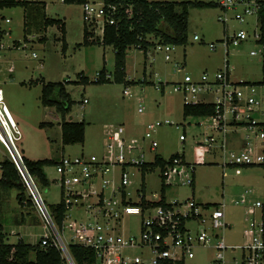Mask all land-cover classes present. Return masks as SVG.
<instances>
[{"label":"rangeland","instance_id":"obj_1","mask_svg":"<svg viewBox=\"0 0 264 264\" xmlns=\"http://www.w3.org/2000/svg\"><path fill=\"white\" fill-rule=\"evenodd\" d=\"M42 1L47 4L46 13L49 17L61 18L66 23V51H63V42L60 40L63 34L58 25H54L46 36L43 29H34L32 40L24 41L22 8L0 10V40L4 42L3 48L0 49V87L22 131V139L18 141L22 154L32 160L49 158L55 161L63 155L76 157L81 153L102 157L107 153L109 136L115 126L125 124L124 126L128 127L136 124V134H129L127 128L124 133L128 143L132 139L138 140V148L133 149L129 156L152 161L158 152H162L165 158L184 153L187 160L195 166V183H184L180 181L179 176L171 178L174 184L167 190L168 201L183 202V210H186V202L193 197L200 204L211 203L218 206L225 203V219L230 224L222 232L230 245L225 250L226 264H241L243 251L239 246L251 239L249 230L255 224L264 222V164H231L230 153L251 149L253 156L264 154V138L261 136L264 130V101L257 109L261 113L259 121L263 123L237 127L249 144L237 148L229 146L225 152L222 141L223 135L227 133L216 129L212 118H185L183 105L186 100L174 90V86L176 82L184 80L186 75L199 78L204 72H208L213 77L223 67L226 59H230L233 81H261L264 78L262 57L260 54H251L252 50L262 48V43L255 41L252 34L257 18L251 17L243 22L232 18L225 23L219 19V14L223 11L220 6L190 7L187 43H171L174 49L170 51L172 59L168 61L165 58L166 44L159 42L160 37L149 34L147 37L153 45L149 47L147 58L143 51L135 46L128 49L127 76L135 82L125 85L114 80L113 46L98 42L83 44L86 22L84 4L66 3L63 0ZM7 17L12 19V23L5 21ZM226 28L229 34L243 28L249 31L251 37L241 45L227 47L223 40L226 38ZM90 29L95 30L94 34L101 37L99 28ZM195 34H198L201 40H196ZM41 37H47V42H43ZM211 42L216 43L215 49L210 47ZM104 68L110 75V81L95 82L97 73ZM81 73L88 77V82L81 79ZM66 80L69 81L66 84L67 90L75 103L65 119L86 122L84 143L64 145L61 113L56 107L42 103L44 82ZM162 83L164 91L161 88ZM261 87L259 86L260 89ZM126 88L131 95L124 92ZM258 91V96L261 97L263 91ZM84 98H88L89 102L83 103ZM197 99L210 102L214 100L200 93L195 97L190 95L187 101L195 102ZM141 107L143 111H140ZM149 122L156 125L161 122L152 131V138L158 141L156 149L151 148V139L143 138L148 131ZM235 128L231 127L229 133ZM181 135H184L185 139H181ZM211 136L215 137V141L210 146L208 143ZM201 151H205V155H201ZM13 158L11 149L0 139V162ZM119 166H116L114 174L118 172ZM191 166H187L189 173L192 171ZM128 169L133 172V182L127 186V190L132 193L134 201L140 199L138 189L142 190L143 182L147 198L159 199L157 197H160L162 183L160 167L149 171L145 178L137 166L130 165ZM45 171L50 185H39L40 191L47 205L57 204L62 198L60 181L57 180L60 174L56 164L46 166ZM183 178L187 181V177ZM17 194L16 189H0V221L7 232V241L16 243L22 238L36 244L41 238L55 240V232L32 187L28 186L26 190V196L33 201L31 205L19 203ZM243 198L246 199L245 202H242ZM257 201H260L262 206L256 205ZM70 212L72 216L86 215V211L80 207H75ZM140 219L141 215H127L124 218L125 235L139 232ZM188 226L194 227L195 221L188 220ZM63 237L69 241L68 234L63 233ZM217 240L213 237L210 243L196 244L193 247L194 257H186L185 261L179 264H213L217 255ZM127 254L130 257L142 255L149 260L151 252L148 248H134L127 250ZM32 259H35L34 254ZM73 261L67 257L65 264H74Z\"/></svg>","mask_w":264,"mask_h":264},{"label":"built area","instance_id":"obj_2","mask_svg":"<svg viewBox=\"0 0 264 264\" xmlns=\"http://www.w3.org/2000/svg\"><path fill=\"white\" fill-rule=\"evenodd\" d=\"M218 4L223 10L219 14V19L225 23H228L232 18L239 22L251 17L257 18L252 34L255 41L262 43V48L252 50L251 54L261 55L264 74V42L260 19V12L264 9V0H220ZM115 9V7H107L104 2L89 1L84 4L85 20L94 29L99 28L101 37H103L106 23H114L112 12ZM5 21L11 23L12 19L7 17ZM226 32V38L223 40L227 47L241 45L251 37L249 31L243 28L233 34H229V30L226 28ZM98 36L100 35L98 34ZM194 38L201 40L198 34H195ZM3 46L4 42L0 40V49ZM210 47L215 49L217 45L215 42H211ZM173 49L174 45L166 44V60L172 59L170 51ZM33 55L36 56L35 53ZM228 56L229 51L227 52ZM99 77L98 72L96 80ZM162 84L161 88L164 91V83ZM244 88L246 89L244 90ZM258 89V84L246 81L237 82L231 79L230 59H226L223 67L213 77L208 72H204L199 78L186 75L184 80L176 82L174 86V90L184 96L185 103L194 102L192 100L188 102L187 99L190 95L195 97L200 93L214 99L211 102L215 104L216 114L205 118H212L213 126L226 133L231 127L263 123L255 118L257 109L264 101V91L259 97ZM124 92L131 95L127 88L124 89ZM88 101V98L83 99V103ZM196 102L210 101L197 99L194 103ZM140 111H143V107L140 108ZM168 122L167 120L166 123ZM159 124L161 122H158L157 125L154 122H149L148 131L143 136L144 139H151V148L154 149L158 147V141L152 138V131ZM125 131L124 125L114 127L109 136L107 153L102 157L81 153L76 157L63 155L57 161L56 167L60 174L57 180L60 181L62 197L60 202L63 201L67 209L64 228L60 232L37 182L25 164L24 155L18 146V141L22 139V131L6 103L4 91L0 87V139L11 149L14 156L13 161L41 202L56 235V239L53 241L66 258L73 261L69 246L74 243L91 247L96 253V262L99 264H179L184 262L186 257H194L193 247L196 244L210 243L214 237L218 240L215 246L217 255L213 264H226L225 250L230 245L222 232L230 224L225 219V203L208 208L204 204L197 203L193 197L189 202H186V210L182 208L183 202L166 200V204L162 203V186L173 185L171 178L179 176L181 177L180 181L189 185H193L195 181V166L185 158L184 153H178L171 160L167 158V163L158 166L161 169L162 183L160 197L157 193L155 196H158L159 199L147 198L145 182H143L142 190L138 189L140 199L134 201L132 193L127 190V186L133 182L131 176L133 172L131 171V173L128 167L130 165L137 166L142 172L143 178L154 169H143L144 164L151 161L129 156L133 149L138 148V140L132 139L128 143ZM225 136L223 135L222 148L227 152L229 146L226 140L224 141ZM261 136L264 138V130ZM181 139H185V136L181 135ZM214 141L215 137L211 136L208 144L211 146ZM204 152L201 151V155ZM142 157H144L143 153ZM230 157L231 164L264 163V154L253 156L251 149L241 152L232 151ZM2 162H0V180L4 175ZM117 165H120L119 170L114 174ZM188 165H192L190 173L187 170ZM183 177H187V181ZM245 201L246 199L243 198L242 202ZM256 205L262 206V203L257 201ZM75 207L83 208L86 215L72 216L70 211ZM127 215H141L138 233L125 235L123 221ZM190 219L195 221L194 227L188 226ZM63 233L69 235V241L65 240ZM249 233L252 235L251 239L239 246L243 251L241 264H264V222L255 224ZM134 248H148L151 252L149 260H146L142 255L130 257L127 250ZM73 263L76 264L75 261Z\"/></svg>","mask_w":264,"mask_h":264},{"label":"trees","instance_id":"obj_3","mask_svg":"<svg viewBox=\"0 0 264 264\" xmlns=\"http://www.w3.org/2000/svg\"><path fill=\"white\" fill-rule=\"evenodd\" d=\"M66 3L85 4L89 0H63ZM107 7H115L112 12L114 23H106L103 37L96 36L95 30L90 29L91 25L85 22L84 42L83 44L103 43L113 46L115 53V71L114 80L118 83L129 85L135 80L128 79L127 76V54L132 46L142 49L145 55L153 43L147 37L154 34L160 37V43L165 44H185L188 41L189 8L190 7H214L219 6L218 2L210 1H150V0H103ZM23 7L25 11V37L32 33L33 29H46L49 26L58 25L62 32L63 51L67 49L65 22L61 18L49 17L46 13V2L39 0H0V10L4 8ZM262 21L264 42V9L260 12ZM42 41L45 37H41ZM98 83L110 81L109 74L104 68L99 72ZM81 79L88 82V77L81 73ZM66 80L58 82H44L42 89V103L46 106H55L61 113L63 120L62 142L64 145L84 143L86 137L87 124L85 121H68L66 115L71 111L75 101L68 92ZM145 82V80H144ZM264 79L253 84H262ZM216 114L215 104L212 102H190L184 103L183 115L207 117ZM45 123H42L44 125ZM178 155L174 154L170 160ZM25 164L29 172L34 177L38 186L50 185V179L47 176L45 167L56 164L53 159L32 160L24 156ZM168 162L167 158L158 153L155 159L145 163L144 170L148 168L162 166ZM4 171L3 179L0 180V189H16L19 203L33 204L32 199L26 196L28 184L16 163L13 160L6 159L2 162ZM264 164V163H263ZM40 187V186H39ZM41 190V189H40ZM167 185L162 186V203L166 204ZM205 207L216 206L211 203H205ZM53 220L60 232L63 231L66 206L62 201L57 204L48 205ZM7 232L3 223L0 221V264H65L67 258L62 250L49 238H41L36 244L20 239L16 243L7 241ZM71 256L76 264H95L96 253L88 246L74 244L69 246ZM34 254L35 259H32Z\"/></svg>","mask_w":264,"mask_h":264},{"label":"crops","instance_id":"obj_4","mask_svg":"<svg viewBox=\"0 0 264 264\" xmlns=\"http://www.w3.org/2000/svg\"><path fill=\"white\" fill-rule=\"evenodd\" d=\"M46 7H47V4H46ZM14 8H17V7H14ZM19 8H22V10H23V27H22V32H23V37H24V41L25 40H32V36H34V32H35V30L33 31L32 30V33H30V34H28V36H26L25 37V26H24V22H25V11H24V9H23V7H19ZM12 23V22H11ZM66 24V23H65ZM1 25L4 27V25H3V23L1 22ZM52 27H54V25L53 26H49L48 28H46V29H43L44 30V35L46 36V34L48 33V31L52 28ZM65 27H66V25H65ZM14 29V28H13ZM40 30V29H39ZM84 30H85V28H84ZM66 36V35H65ZM47 37H45V39L43 40V42H47V39H46ZM67 41V40H66ZM20 42H21V40H20ZM108 46H111V45H108ZM150 51H148L147 52V54L149 53ZM145 57L147 58L148 57V55H145ZM127 62H126V68H127ZM264 79V78H263ZM262 79V80H263ZM259 86H262L261 87V89L259 88V90H262V91H264V82L262 83V84H258ZM67 87V86H66ZM263 88V89H262ZM89 102V101H88ZM87 102V103H88ZM55 107V106H54ZM261 113L259 112V111H257L256 113H255V118H257V120H260L261 118V115H260ZM122 125H125V124H122ZM125 127V126H124ZM126 128H127V130L129 131V134H136V132L135 131H137V129H138V127H136V124H131L130 126H128V127H125V130H126ZM61 130H62V127H61ZM226 143L228 144V146H230V147H234V148H237L238 146L239 147H242V146H245L246 144L248 145L249 143H248V141L247 140H245L244 138H243V135L239 132V130H238V128L236 127L235 129H233L232 130V133H227V135H226ZM157 154V153H156ZM158 154L159 155H161L162 157H164L165 158V156L162 154V152H158ZM202 155H205V154H202ZM154 157H155V155H154ZM185 158H186V155H185ZM154 159V158H153ZM187 159V158H186ZM201 162H203V161H201ZM195 183V182H194ZM193 183V184H194ZM172 187V185H169V186H167V190L169 189V188H171ZM167 190H166V193H165V195H166V200H168L167 199ZM205 204V203H204ZM6 231V230H5ZM26 241V240H25ZM28 242V241H27Z\"/></svg>","mask_w":264,"mask_h":264}]
</instances>
